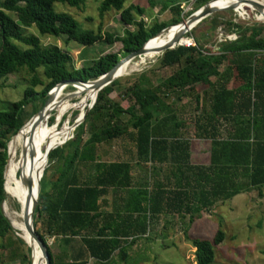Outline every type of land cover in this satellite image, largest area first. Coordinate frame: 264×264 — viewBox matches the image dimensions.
<instances>
[{
	"label": "trees",
	"instance_id": "obj_1",
	"mask_svg": "<svg viewBox=\"0 0 264 264\" xmlns=\"http://www.w3.org/2000/svg\"><path fill=\"white\" fill-rule=\"evenodd\" d=\"M83 1L0 0V78L21 70L29 74L21 97L5 101L6 107L0 108V239L12 230L1 210L5 198L3 170L10 137L29 121H25L23 108L38 100L42 106L46 92L60 81L95 79L119 58L118 52H108L88 65L74 68L67 51L55 44L42 45L38 36L24 30L33 26L40 35L63 37L64 42L71 40L80 45L117 41L123 56L138 49L162 28L178 22L179 5L189 0H146L149 9L158 5V12L169 10L174 14L167 21L154 20L148 25L142 19L144 7L133 3L124 7L126 0H101L98 16L117 11L119 20L126 25L121 35L81 29L68 13L53 8L54 3L78 8ZM191 1L196 9L208 0ZM200 22H206L210 31L223 24L236 38L217 42L211 49L202 47L192 37L195 46L165 49L155 61L161 67L176 68L155 86L147 85L145 79L146 82L141 81L143 73L118 76L97 91L93 105L74 128L73 136L61 145L67 151L62 153L60 149L58 154V146L50 150L48 162L61 159V166L47 185L43 170L32 214L33 226L40 222L35 231L43 242L45 237L57 236L65 237L66 244L73 238L79 241L78 252L65 256L67 259L55 257L46 245L50 264H87L88 258L94 264H112L113 253L125 261L127 247L147 232L151 219L175 213L187 215L190 222L217 202L236 194L255 190L258 197L263 195L264 25H241L221 20L215 14ZM231 80L235 82L229 85ZM198 83L206 86L202 96L210 91L207 108L199 102L200 95L194 94L192 118L193 137L209 142L205 165L190 162L189 143L180 136L183 121L177 118L171 104L162 100L166 93L177 100ZM36 86L40 90H35ZM111 92L124 97L126 107L111 99ZM35 109L33 105V113ZM63 115H59V123ZM121 115L126 118L122 120ZM55 120L53 116V122L48 124ZM83 133L87 137L81 140ZM122 136L133 143V162L103 160L100 144ZM77 162L92 168L88 180L78 181ZM135 166L152 177L150 184L146 180L132 181L131 170ZM24 170L18 171V183ZM16 200L19 203V196ZM183 233L194 247V264H211L214 246L223 236L221 230L217 229L210 239L188 237L186 230ZM16 239L27 247V254L21 253V261L30 264L32 249Z\"/></svg>",
	"mask_w": 264,
	"mask_h": 264
},
{
	"label": "rangeland",
	"instance_id": "obj_2",
	"mask_svg": "<svg viewBox=\"0 0 264 264\" xmlns=\"http://www.w3.org/2000/svg\"><path fill=\"white\" fill-rule=\"evenodd\" d=\"M100 1L101 0H84L83 5L78 8L62 3H54L53 8L56 11L68 13L81 29H91L94 32L98 30L100 34L108 32L121 35L126 25H123L119 20L117 11L110 10L104 13L102 17L98 16L97 7ZM130 3L137 4L146 9L145 14L142 15V19L145 21L146 25L152 23L154 20L157 22L167 21L174 16L169 10L158 12V5L149 9L146 0H126L123 6L125 7ZM194 7L195 4L191 0L182 2V9L179 13V15L181 14L180 18L182 19L194 11ZM241 10H244L246 14H238L236 12ZM236 11L232 9L217 10L211 13L210 16L215 14V16L221 20L229 19L233 23L241 25H248L251 23L263 24L254 21L255 16L258 15L255 8L254 10H250L248 7L243 9L241 6L239 10ZM10 16L14 17L13 14H10ZM24 31L38 36L42 45L55 44L67 51L72 58V65L74 68L88 65L91 60L96 59L104 53L118 52V56H122L120 43L117 41L109 44L100 40L92 45H80L71 40L64 42L63 37L40 35L33 26L26 28ZM186 33L189 34L188 36L197 38L202 47H211V49L215 47L220 34H229L226 31L225 25L219 24L213 31H210L206 22H198ZM156 54L157 52L154 56ZM156 56L138 66L136 70L121 75V77L134 73H143L144 78L141 81H147V85H157L161 78L170 74L176 66L161 67L155 61ZM37 73L42 77L40 70H38ZM28 78L29 74L24 70L0 78V108L6 107V104H4L5 101H15L21 97L22 91L27 85ZM212 79L213 77H210V80ZM232 82L234 83L235 81L231 80L229 85H232ZM73 88L72 85L69 86L64 84L59 88L56 94L66 95L73 91ZM205 89V85L198 83L193 86L192 91H187L179 95V99L177 100L171 93H166V95L162 97L164 102L171 104L177 118L183 121V126L180 129V136L189 143L190 162L202 165L208 162L209 142L205 139H196L193 137L192 118L195 112L194 94L200 95L199 102L202 103L203 108H207V95L210 91H207V94L202 96L201 92ZM35 90H40V86H36ZM87 94V91L82 92L83 96ZM108 96L119 102L122 107H126L127 100L121 95L111 92ZM72 100L76 99L72 97ZM33 105L35 108L39 109L41 107V101L38 100L34 103H29L23 108L26 114L25 121L37 111V109H35L33 113ZM69 110L70 109L61 112L64 113V115L60 123L56 117L57 113L51 114L48 120L49 122H53V116L56 117L55 122L51 124L55 125L51 133L58 128V124H62L66 117L67 121L71 124L73 120L79 116L78 110H74L69 116L66 114ZM61 113H59V115ZM121 118L124 120L126 116L121 115ZM95 123L98 124L99 120H95ZM221 132L224 133L223 130ZM73 133L74 129L71 130L69 138L73 136ZM86 137L87 133H83L81 140H84ZM61 145H58L59 148L56 151L58 154L60 153V149L63 150L62 153L67 151L66 146L61 147ZM99 153L103 160L114 159L133 162L135 159L133 143L124 136L100 144ZM54 160L53 162H48L47 158L46 165L43 167V170L45 169L43 177L46 185L50 184L54 179L57 169L61 166V159ZM33 165L34 163L30 159L26 162L24 160L20 169L24 168L26 172V170L32 168ZM75 172L77 173L78 181H84L89 179V176L92 174V168L88 164L77 162L75 165ZM146 173L143 172V169H139L136 166L133 167L131 170L132 181L141 182L146 180L147 183L150 184L152 177H148ZM17 184L18 182L14 185L15 188ZM262 192L263 195L261 197L257 196L255 190L236 194L228 200L217 202L210 207L209 210L201 212L199 216L194 217L190 222L188 221L187 215L181 216L175 213H168L161 215L157 219H151L148 223L147 232L129 245L127 249V259L122 261L120 257L113 253L110 261L112 264H194V247L185 238L183 233L184 230H186V235L188 237L210 239L216 230L219 229L223 236L214 246V257L211 264H264V188ZM13 197H18L17 189L14 191ZM39 223L40 222H36L35 229L40 228ZM16 237L18 236L11 230L0 239V244L2 245L0 246V264H26L21 261V255L23 253L27 254V247L24 243L20 244ZM45 238L54 256H58L57 258L61 259L62 256L60 257L56 252L57 248L54 244L55 241H52L51 237ZM74 240L76 244L79 245L78 239L74 238ZM88 261L91 262L93 260L87 259V262ZM89 264L94 263L91 262Z\"/></svg>",
	"mask_w": 264,
	"mask_h": 264
},
{
	"label": "bare ground",
	"instance_id": "obj_3",
	"mask_svg": "<svg viewBox=\"0 0 264 264\" xmlns=\"http://www.w3.org/2000/svg\"><path fill=\"white\" fill-rule=\"evenodd\" d=\"M253 2H256L260 5L259 13L255 16V19L264 20V1L263 0H212L211 5L214 6H227L231 5L232 10H239L241 6L248 7L250 10H254ZM238 14L245 13L244 10L236 11ZM256 12V11H255ZM246 14V13H245ZM182 23L171 26V28L160 34L159 36L152 37L146 43V53L141 56L130 59L128 61H123L117 69V75L121 76L136 70L138 66L146 62L147 60L153 59L156 53V49L161 45L165 44L181 27ZM194 24L190 25V30ZM187 30V31H188ZM186 32L181 35L180 43L185 44L188 42V36L185 39ZM184 36V37H183ZM152 61V60H151ZM131 62V63H130ZM130 63V64H128ZM64 85H59L56 89L52 90L51 98L46 105L47 112L46 114L39 116L35 115L24 124L18 133L11 137L8 142L7 155L8 159L3 170V179H4V193L5 198L1 203V210L4 216L7 218L9 225L16 236L22 238L23 242L28 244L33 251L32 261L30 264H43V259L40 257V252L36 247L35 243L30 238L28 232L24 229L23 224V207L25 204V199L29 195L28 188L22 183V179L17 184V175L20 169L22 162L29 160L30 150L34 149V159L33 167L24 171L23 177H31L33 180L31 192L34 193L36 187V177L37 172L39 173L41 169L46 165V158L44 157V151L41 155V152L45 146L46 147H55L64 143L71 133V124L67 121V117L64 119L62 124L51 133L55 125H49L48 120L53 113H57V120H59V113L70 109L66 114L70 116L71 112L74 110L79 111L78 119L84 108L87 105V102L92 100L96 94V89L92 83H84L83 85H72L73 91L69 92L66 95L56 94L59 88ZM83 91H87L86 96L82 95ZM56 94V95H55ZM74 97L76 100H72ZM53 116V115H52ZM68 116V117H69ZM75 119V120H76ZM66 123L67 126H64L63 123ZM64 129L67 133L64 135ZM51 134V135H50ZM48 137V138H47ZM60 137L58 141H55V138ZM47 138V143L45 145L44 140ZM44 148V150H45ZM41 155V157H40ZM17 189L19 196V203L16 198L13 197L14 191ZM30 198V196H29ZM31 200V198H30ZM17 230V231H16Z\"/></svg>",
	"mask_w": 264,
	"mask_h": 264
},
{
	"label": "water",
	"instance_id": "obj_4",
	"mask_svg": "<svg viewBox=\"0 0 264 264\" xmlns=\"http://www.w3.org/2000/svg\"><path fill=\"white\" fill-rule=\"evenodd\" d=\"M211 1L212 0H208L207 2L203 3L201 6L196 8L194 11H192L191 13L186 15L184 18L180 19L178 22L162 28L155 35L151 36L150 38L159 36L163 32L168 31L171 28V26L182 23V25L179 28V30L177 31V33H175L165 44L158 47L155 51L159 54L162 51H164L165 49H171L177 45H181V43L179 42L181 39V35H182V33L184 34L185 32H187V30L190 28L191 24L196 25L199 21H201V19L210 15L214 11L232 9L231 5H227V6L211 5ZM252 4L254 5L256 11L259 13L260 5L257 4L256 2H253V1H252ZM254 21L261 22L264 24V20L254 19ZM150 38H148L138 49L131 51L129 53H126L123 56L119 57L117 59V61L106 72L100 74L95 79L86 80V81L69 79V80H65V81H60L59 83L53 85L46 92V98H45L42 106L35 112V114H37L39 116L46 114V112H47L46 105L48 104V102L51 98L52 90L56 89L61 84H66V85L71 86V85H83L84 83L90 82V83L94 84V88L96 89V93H97L98 90H100L102 87L109 84L112 80H114L115 78L118 77L117 69L123 61H128L130 59H134V58L139 57L142 54L146 53V51H147L146 43L148 42V40ZM95 97H96V94H95L94 98L87 103V105L84 108L81 116L78 119L73 120V122L71 123L72 130L82 122L85 114L93 105V103L95 101ZM31 117L28 120H31ZM21 126H20V128H21ZM18 130H17V132H18ZM55 147H52V148L46 147L45 148L44 157L46 158V160H47V157H48L50 150L55 148ZM34 153H35L34 149L30 150L29 159L31 161H33V159H34ZM42 171H43V168L41 169V171L39 173L37 172L36 187H35L34 193L31 192L32 184H33L32 178L27 177V176L22 178V183L28 188V194H29L25 199V204L23 207V224H24V229L28 232L30 238L35 243L36 247L38 248V250L40 252V257L43 259V264H50L49 255H48L47 250H46L47 243L43 242L42 239L39 237L38 233L35 231V227L33 226V222H32V214H33V211H34L35 206H36V200H37V195H38V190H39V180H40ZM29 196H30L31 200H30ZM20 239L23 240L22 238H20ZM30 257H31V253H29V258Z\"/></svg>",
	"mask_w": 264,
	"mask_h": 264
},
{
	"label": "crops",
	"instance_id": "obj_5",
	"mask_svg": "<svg viewBox=\"0 0 264 264\" xmlns=\"http://www.w3.org/2000/svg\"><path fill=\"white\" fill-rule=\"evenodd\" d=\"M64 238L65 237H63V236H57V237H53L52 241H55L54 244L56 245V248H57L56 249L57 254L61 255L62 259H67L70 254L72 256V255H75L76 252H78V250H79L78 246L79 245L76 244V241L74 240V238L72 239L70 244H66V242L63 240ZM127 249H128V247H127ZM65 256H67V258ZM88 259H91V258H88ZM91 262H93V261H91ZM91 262L88 261L87 264H89Z\"/></svg>",
	"mask_w": 264,
	"mask_h": 264
},
{
	"label": "built area",
	"instance_id": "obj_6",
	"mask_svg": "<svg viewBox=\"0 0 264 264\" xmlns=\"http://www.w3.org/2000/svg\"><path fill=\"white\" fill-rule=\"evenodd\" d=\"M179 7L181 8V3L179 5ZM182 9V8H181ZM184 12V11H183ZM182 13V12H181ZM183 14V13H182ZM187 38V36L185 37V39ZM236 38V35L234 33H229V34H220V36L218 37L217 41H224V40H233ZM188 42L187 43H183L181 45H185V46H195V42L193 40V38L191 36H188Z\"/></svg>",
	"mask_w": 264,
	"mask_h": 264
},
{
	"label": "flooded vegetation",
	"instance_id": "obj_7",
	"mask_svg": "<svg viewBox=\"0 0 264 264\" xmlns=\"http://www.w3.org/2000/svg\"><path fill=\"white\" fill-rule=\"evenodd\" d=\"M242 8L244 9L245 7L242 6Z\"/></svg>",
	"mask_w": 264,
	"mask_h": 264
}]
</instances>
